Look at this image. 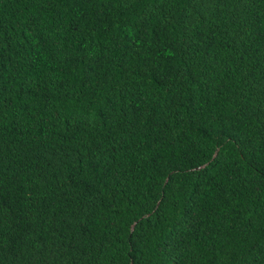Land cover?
<instances>
[{
  "label": "trees",
  "instance_id": "trees-1",
  "mask_svg": "<svg viewBox=\"0 0 264 264\" xmlns=\"http://www.w3.org/2000/svg\"><path fill=\"white\" fill-rule=\"evenodd\" d=\"M0 264H264V0H0Z\"/></svg>",
  "mask_w": 264,
  "mask_h": 264
}]
</instances>
